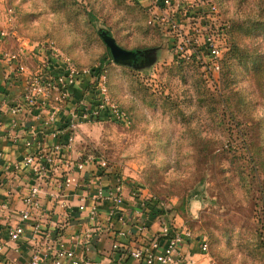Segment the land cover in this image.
<instances>
[{
	"label": "rangeland",
	"instance_id": "1",
	"mask_svg": "<svg viewBox=\"0 0 264 264\" xmlns=\"http://www.w3.org/2000/svg\"><path fill=\"white\" fill-rule=\"evenodd\" d=\"M213 1L229 30L221 60L235 28L236 49L209 77L126 0H9L15 20L2 27L8 50L53 41L79 69L105 76L126 112L125 123L80 121L72 155L106 158L125 193L161 201L168 219L206 237L211 261L264 264V0ZM100 28L125 49H154L153 62L114 63Z\"/></svg>",
	"mask_w": 264,
	"mask_h": 264
},
{
	"label": "built area",
	"instance_id": "2",
	"mask_svg": "<svg viewBox=\"0 0 264 264\" xmlns=\"http://www.w3.org/2000/svg\"><path fill=\"white\" fill-rule=\"evenodd\" d=\"M126 1L139 7L151 29L169 37L176 52L183 53L185 49L187 58L203 63L206 77L221 70L229 30L213 0ZM13 13L9 0H0V20L4 24L12 26ZM198 18L204 19L202 25L197 24ZM209 18H213L212 23ZM7 35L8 29L0 26V64L7 73L3 83L8 86L20 81L22 91L18 97L0 99V114L11 117L6 127L11 141L28 151L11 164L20 179L12 175L0 179L4 195L0 208L12 218L9 197L18 192L22 201L15 221L3 228L0 253L3 244L26 238L33 248L31 264H102L93 258L92 245L111 222L115 231L111 249L114 264H187L193 244L197 254L207 260L202 264H218L208 258L206 237L194 236L189 228L168 219L161 201L146 206L138 192H124L118 173L111 180L107 175L109 162L102 155H72L80 121H128L126 112L110 97L105 76L79 69L53 41L36 42L31 48L19 45L15 50L3 49ZM77 84L86 96L75 102L69 124H55V115L50 113L43 124L29 127L28 136L17 132L16 116L27 109L39 110L48 100L69 103L71 88ZM47 135L51 139L63 138L48 144ZM68 190L73 193L68 194ZM69 195L77 197V202L73 203ZM103 207L107 208L105 215L101 213ZM150 214H154L155 229ZM83 218L85 221L79 222L76 229L69 233L65 230L70 220L78 222ZM68 234L74 246L67 243ZM78 247L86 256L77 251Z\"/></svg>",
	"mask_w": 264,
	"mask_h": 264
},
{
	"label": "crops",
	"instance_id": "3",
	"mask_svg": "<svg viewBox=\"0 0 264 264\" xmlns=\"http://www.w3.org/2000/svg\"><path fill=\"white\" fill-rule=\"evenodd\" d=\"M4 23L0 21V26H3ZM9 39H4L1 47L3 49H10ZM26 45V44H25ZM26 47L31 48L30 45ZM17 49V48H15ZM30 63V62H29ZM9 71V70H8ZM7 74L5 72V68L0 64V99L6 98H15L18 97L22 91V83L19 81L14 85L4 86L3 83V75ZM83 90L79 84L73 86L71 88V101L68 103H57L53 100L51 102L48 100L46 104H44L39 110H30L27 109L24 113L16 116L18 124L16 127L17 132L22 134L23 136H28L27 130L33 124H43L48 119L50 113H54L56 122L55 124L64 125L69 124V114L73 110L75 102L81 98L85 97L86 94H83ZM89 97V95H88ZM56 107V108H55ZM0 149L3 152V157L0 159V179L4 177L8 178L10 175L19 177L20 176L13 170L11 164L14 161H19L25 153H27L28 149L23 145L14 144L11 141V137L8 135L6 130L7 124H10L11 117L5 116L2 117L0 114ZM69 122V123H68ZM63 137H56L51 139L49 135L45 136V142L48 144L53 142L61 141ZM77 155V154H76ZM74 155V156H76ZM20 181V180H19ZM16 182V181H15ZM3 191L0 189V201L4 199ZM73 193L72 190H68L69 193ZM73 203L77 202V197H71ZM68 197V198H69ZM9 203L12 207V218L9 216V212L3 208H0V239L3 233V228L5 225L13 223L15 221L14 217H16L15 213L22 207V201L18 192H14L9 197ZM127 207V205L125 206ZM59 208H57V211ZM107 208L103 207L101 210L102 214H106ZM85 221L84 218L81 221L70 220L67 224L66 231L71 232L73 229H76V226L79 222ZM154 221H152L153 223ZM153 228H156V225L153 223ZM71 234H68L67 243L74 246V239H70ZM115 231L113 230V226L111 222L107 223V227L103 229L100 235H97L94 239L92 245V255L95 260H100L102 264H114V260L111 258V249L112 243L114 240ZM194 246V247H193ZM193 249L189 251V261L187 264H202L206 260V258H202L199 254H197L196 246L193 244L190 248ZM33 248L30 242L26 238H22L18 242H12L2 245V250L0 253V264H31V256H32ZM82 256H86L84 249L81 247L77 248ZM39 264H51L49 262H41Z\"/></svg>",
	"mask_w": 264,
	"mask_h": 264
},
{
	"label": "water",
	"instance_id": "4",
	"mask_svg": "<svg viewBox=\"0 0 264 264\" xmlns=\"http://www.w3.org/2000/svg\"><path fill=\"white\" fill-rule=\"evenodd\" d=\"M98 35L102 39L114 63L129 67H143L149 65L154 60V49H125L117 44L111 33L103 28L98 30Z\"/></svg>",
	"mask_w": 264,
	"mask_h": 264
},
{
	"label": "trees",
	"instance_id": "5",
	"mask_svg": "<svg viewBox=\"0 0 264 264\" xmlns=\"http://www.w3.org/2000/svg\"><path fill=\"white\" fill-rule=\"evenodd\" d=\"M15 17V14H14ZM15 20V19H14ZM234 49H236V28L235 31L232 30L231 36L229 38V50L225 53L223 59L221 60V69L223 68V64L226 58L227 54H230L231 52H234ZM73 61V60H72ZM73 63L75 64V62L73 61ZM76 65V64H75Z\"/></svg>",
	"mask_w": 264,
	"mask_h": 264
}]
</instances>
